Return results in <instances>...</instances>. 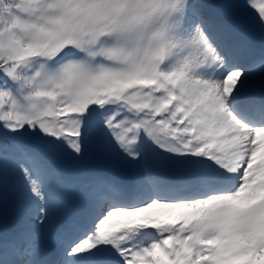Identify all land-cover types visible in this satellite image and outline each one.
Here are the masks:
<instances>
[{"label": "snow or ice", "instance_id": "6c2138e0", "mask_svg": "<svg viewBox=\"0 0 264 264\" xmlns=\"http://www.w3.org/2000/svg\"><path fill=\"white\" fill-rule=\"evenodd\" d=\"M0 264H264V0H0Z\"/></svg>", "mask_w": 264, "mask_h": 264}]
</instances>
